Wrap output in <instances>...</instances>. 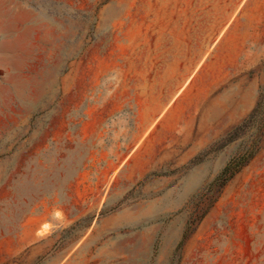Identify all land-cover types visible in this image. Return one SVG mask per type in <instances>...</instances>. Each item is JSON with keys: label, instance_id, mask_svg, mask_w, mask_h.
Here are the masks:
<instances>
[{"label": "rangeland", "instance_id": "374dc122", "mask_svg": "<svg viewBox=\"0 0 264 264\" xmlns=\"http://www.w3.org/2000/svg\"><path fill=\"white\" fill-rule=\"evenodd\" d=\"M149 53H210L257 101L264 0H0V264H264V130L112 173Z\"/></svg>", "mask_w": 264, "mask_h": 264}, {"label": "crops", "instance_id": "0c3cea01", "mask_svg": "<svg viewBox=\"0 0 264 264\" xmlns=\"http://www.w3.org/2000/svg\"><path fill=\"white\" fill-rule=\"evenodd\" d=\"M151 57L144 54L143 70L128 72L129 77L143 80L133 87L131 111L118 118L120 129L128 130L122 119L133 118V137L121 143L118 169L112 173L126 168L128 173L145 174L193 158L241 124L256 104V89L252 88L248 100L247 87L241 94L240 80L234 90L224 88L222 67L216 76L218 65L210 60V53L186 67L179 55L160 69L150 68Z\"/></svg>", "mask_w": 264, "mask_h": 264}, {"label": "trees", "instance_id": "16d2710c", "mask_svg": "<svg viewBox=\"0 0 264 264\" xmlns=\"http://www.w3.org/2000/svg\"><path fill=\"white\" fill-rule=\"evenodd\" d=\"M255 126L258 132V135L261 136L264 130V89L261 90L259 96L257 98L256 104L254 108L250 111L247 117L235 127L231 132L225 136L221 142L224 145H227L236 139V135L238 132L245 133L248 128ZM254 153H249L247 156H243L241 158H233L229 160L226 166L223 169L222 173L229 171L231 168H238L239 166L243 165L250 157H252Z\"/></svg>", "mask_w": 264, "mask_h": 264}, {"label": "bare ground", "instance_id": "6f19581e", "mask_svg": "<svg viewBox=\"0 0 264 264\" xmlns=\"http://www.w3.org/2000/svg\"><path fill=\"white\" fill-rule=\"evenodd\" d=\"M23 77V76H22ZM24 79V78H23ZM119 241V240H118ZM117 241V242H118ZM136 241V240H135ZM126 242H128V241H126ZM132 242H133V240L131 239V240H129V243H131L132 244ZM134 243V242H133ZM125 244V243H124ZM109 245H110V243H109V241H107V242H105V244L101 247V249H100V251H99V258H100V260H102V261H111V259H112V257L114 256L113 255V252H111V250H113L114 249V245L112 244L111 245V247H109ZM123 246V245H122ZM121 246V247H122ZM125 246V245H124ZM125 249V248H124ZM134 249V248H133ZM129 250H131V249H129ZM128 251V250H127ZM132 251V250H131ZM125 252V251H124ZM115 254V253H114ZM132 254V253H131ZM118 256V255H117ZM125 258H127V257H125ZM135 258V257H134ZM129 259V258H128ZM129 260H131V259H129ZM126 261H127V259H126ZM130 262V261H129Z\"/></svg>", "mask_w": 264, "mask_h": 264}]
</instances>
